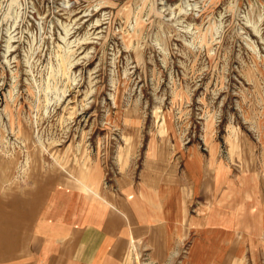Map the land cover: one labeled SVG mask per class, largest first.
I'll use <instances>...</instances> for the list:
<instances>
[{
    "label": "rangeland",
    "instance_id": "374dc122",
    "mask_svg": "<svg viewBox=\"0 0 264 264\" xmlns=\"http://www.w3.org/2000/svg\"><path fill=\"white\" fill-rule=\"evenodd\" d=\"M181 159L204 168L215 201L232 192L219 194L226 172L264 176V0H0L2 186L146 170L166 200ZM188 229L172 257L123 264H202L185 257ZM227 237L248 247L239 230ZM248 261L264 264V249Z\"/></svg>",
    "mask_w": 264,
    "mask_h": 264
},
{
    "label": "crops",
    "instance_id": "0c3cea01",
    "mask_svg": "<svg viewBox=\"0 0 264 264\" xmlns=\"http://www.w3.org/2000/svg\"><path fill=\"white\" fill-rule=\"evenodd\" d=\"M188 161L193 163L181 159L170 171L166 200L159 190L167 187L155 180L163 178L156 171H105L88 189L58 184L23 191L0 181V264H123L129 252L166 259L182 240L184 226L192 237L188 261L200 253L202 264L217 258L250 264L255 247L264 249V176L255 174L254 185H246L226 172L224 180L232 185L224 181L219 194L222 188L232 192L211 202L206 171L186 168ZM193 205L200 214L193 213ZM194 219L202 222L199 231ZM238 230L250 244L231 249L227 245L235 244L227 235Z\"/></svg>",
    "mask_w": 264,
    "mask_h": 264
},
{
    "label": "bare ground",
    "instance_id": "6f19581e",
    "mask_svg": "<svg viewBox=\"0 0 264 264\" xmlns=\"http://www.w3.org/2000/svg\"><path fill=\"white\" fill-rule=\"evenodd\" d=\"M87 189H88V186H87ZM90 189V188H89ZM90 191H91V189H90ZM93 192V191H92Z\"/></svg>",
    "mask_w": 264,
    "mask_h": 264
}]
</instances>
